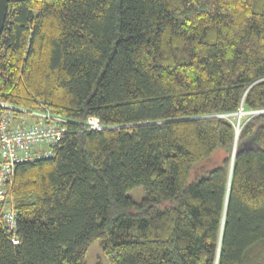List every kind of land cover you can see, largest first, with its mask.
Returning a JSON list of instances; mask_svg holds the SVG:
<instances>
[{
  "label": "trees",
  "instance_id": "16d2710c",
  "mask_svg": "<svg viewBox=\"0 0 264 264\" xmlns=\"http://www.w3.org/2000/svg\"><path fill=\"white\" fill-rule=\"evenodd\" d=\"M0 101L66 119L0 264H264V0H8Z\"/></svg>",
  "mask_w": 264,
  "mask_h": 264
},
{
  "label": "built area",
  "instance_id": "2783aa9c",
  "mask_svg": "<svg viewBox=\"0 0 264 264\" xmlns=\"http://www.w3.org/2000/svg\"><path fill=\"white\" fill-rule=\"evenodd\" d=\"M65 118L40 111L27 110L0 101V221L17 242L16 212L9 205V186L18 164L32 162L52 153L65 132ZM90 129L100 128L95 117L85 123Z\"/></svg>",
  "mask_w": 264,
  "mask_h": 264
},
{
  "label": "rangeland",
  "instance_id": "374dc122",
  "mask_svg": "<svg viewBox=\"0 0 264 264\" xmlns=\"http://www.w3.org/2000/svg\"><path fill=\"white\" fill-rule=\"evenodd\" d=\"M255 113L257 112L239 110V112L233 115L234 119L236 120V131H239V128L243 121H245L248 117ZM127 195L132 197L134 200L139 201L144 196V189L142 186H136L132 188L127 193ZM85 264H111L107 257H105V255L102 253L101 245L98 239L93 240L89 245L85 255Z\"/></svg>",
  "mask_w": 264,
  "mask_h": 264
},
{
  "label": "water",
  "instance_id": "95a60500",
  "mask_svg": "<svg viewBox=\"0 0 264 264\" xmlns=\"http://www.w3.org/2000/svg\"><path fill=\"white\" fill-rule=\"evenodd\" d=\"M7 2H8V0H0V33H1V29H2V22H3V19H4L5 12H6ZM235 136L237 138V131H236V135Z\"/></svg>",
  "mask_w": 264,
  "mask_h": 264
}]
</instances>
